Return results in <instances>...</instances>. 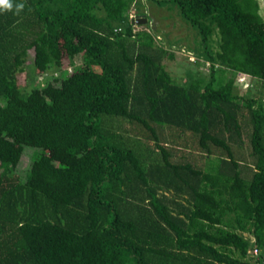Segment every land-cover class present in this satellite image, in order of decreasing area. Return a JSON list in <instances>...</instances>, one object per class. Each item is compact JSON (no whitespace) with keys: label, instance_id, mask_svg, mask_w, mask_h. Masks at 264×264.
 <instances>
[{"label":"trees","instance_id":"16d2710c","mask_svg":"<svg viewBox=\"0 0 264 264\" xmlns=\"http://www.w3.org/2000/svg\"><path fill=\"white\" fill-rule=\"evenodd\" d=\"M156 1L196 32L208 75L172 77L174 53L135 31L132 13L152 22L142 0H12L0 12V264H264L260 3ZM27 69L47 84L23 89ZM239 74L258 93H240ZM134 135L161 158L146 160Z\"/></svg>","mask_w":264,"mask_h":264},{"label":"rangeland","instance_id":"374dc122","mask_svg":"<svg viewBox=\"0 0 264 264\" xmlns=\"http://www.w3.org/2000/svg\"><path fill=\"white\" fill-rule=\"evenodd\" d=\"M260 3V13L264 17V0H258ZM156 0H142V4L140 7L141 11L146 12L149 15L152 22L150 26H138L136 30L146 29L148 32L155 34L157 39V44L159 46L165 47L172 53H174L175 58L164 59V65L166 66L167 71L172 75V77L179 83L185 82L188 80V73L194 72L195 76L198 77L199 75H208L209 69L204 65H197L196 62V55L194 54L193 50L190 47L196 46L197 35L196 32L187 25L181 16L176 11H172L173 8L170 4L166 7H160L156 4ZM139 10V11H140ZM146 25V24H145ZM34 52L31 50L29 58H28V65H30L33 61ZM194 58V59H193ZM80 63V58H77V64ZM203 63V61L201 62ZM31 70L27 69L24 73L19 75L20 79V86L25 89L29 90L32 85H39L43 86L46 85V79H44L43 74H37L32 77L30 72ZM47 78L58 77L56 72L48 73ZM52 79V78H51ZM50 79V80H51ZM239 79V80H238ZM52 81V80H51ZM261 86V83H256L251 78H247L243 74H239L237 76V87L240 93L253 95L254 93H258V90ZM127 129L130 130L131 134L133 132V127L129 124H125ZM165 138H170V141L173 139H178V133H180L175 128L165 129ZM135 133V132H133ZM133 135V134H132ZM135 136V135H134ZM189 142V141H188ZM246 145L245 149L241 152L247 156V158H251V146L248 140H245ZM171 144V143H170ZM131 146L135 148L139 153L144 154L146 160H153V159H160L161 153L155 147V143L147 140L145 137L140 136L139 139L132 138L131 139ZM239 151V150H238ZM34 150L27 148L25 150V154L21 163L17 168V173L21 175L23 178L26 176V173L29 171L31 167V158L33 155ZM239 152L238 154H240ZM175 154L176 161L184 160L183 155L185 154L187 158L191 159V162L194 164H203L205 169L212 165L214 162L213 158L203 157V159L198 155L196 152H184L181 150H175L173 152ZM186 158V159H187ZM248 237L249 234H246Z\"/></svg>","mask_w":264,"mask_h":264},{"label":"clouds","instance_id":"9594fccd","mask_svg":"<svg viewBox=\"0 0 264 264\" xmlns=\"http://www.w3.org/2000/svg\"><path fill=\"white\" fill-rule=\"evenodd\" d=\"M25 8V3L21 2L15 5L14 14L18 15ZM14 9V5L12 0H0V12H12Z\"/></svg>","mask_w":264,"mask_h":264},{"label":"built area","instance_id":"2783aa9c","mask_svg":"<svg viewBox=\"0 0 264 264\" xmlns=\"http://www.w3.org/2000/svg\"><path fill=\"white\" fill-rule=\"evenodd\" d=\"M130 18L134 21V22H136V20L137 19H139V17L137 16V13H132L131 15H130ZM137 27H138V25H135V31H137L136 29H137ZM194 59V58H193ZM195 61V60H194ZM209 65V64H208ZM243 75H245V74H243ZM247 78H250L248 75H245ZM239 80V79H238ZM250 253H253L255 256L256 255H258L259 253H260V250L258 249V248H254L253 249V251L251 252L250 251ZM262 264V263H261Z\"/></svg>","mask_w":264,"mask_h":264},{"label":"water","instance_id":"95a60500","mask_svg":"<svg viewBox=\"0 0 264 264\" xmlns=\"http://www.w3.org/2000/svg\"><path fill=\"white\" fill-rule=\"evenodd\" d=\"M137 25H145L148 23V19L147 18H139L136 20L135 22Z\"/></svg>","mask_w":264,"mask_h":264}]
</instances>
